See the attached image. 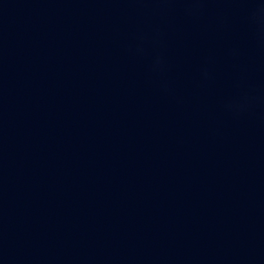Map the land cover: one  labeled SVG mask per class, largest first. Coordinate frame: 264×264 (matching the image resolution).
I'll return each mask as SVG.
<instances>
[{
    "label": "water",
    "instance_id": "95a60500",
    "mask_svg": "<svg viewBox=\"0 0 264 264\" xmlns=\"http://www.w3.org/2000/svg\"><path fill=\"white\" fill-rule=\"evenodd\" d=\"M0 264H264V0H0Z\"/></svg>",
    "mask_w": 264,
    "mask_h": 264
}]
</instances>
